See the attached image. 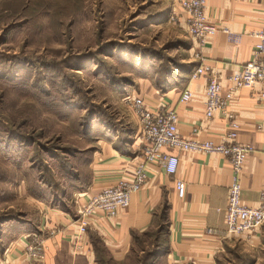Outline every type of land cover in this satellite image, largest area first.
I'll return each mask as SVG.
<instances>
[{
	"label": "crops",
	"instance_id": "crops-1",
	"mask_svg": "<svg viewBox=\"0 0 264 264\" xmlns=\"http://www.w3.org/2000/svg\"><path fill=\"white\" fill-rule=\"evenodd\" d=\"M112 3L134 22L137 36L150 37V42L142 39L143 45L149 43L148 47L157 50L155 56H146V49L136 56V64L148 67L149 74L140 72L133 83L111 97L113 103L107 110L92 115L85 135L80 137L83 147L68 152L64 161L56 156L44 161L55 170L54 178L46 170L35 191L26 187L27 179L23 180L26 183L22 182L20 195H26L33 209L24 212L22 220L0 226V264H29L24 250L33 233L45 238V264H102L98 259L100 245L110 261L124 263L133 249L135 234L152 228L165 209L169 224L165 264H264V224L244 235L224 233L233 170L229 160L217 153L165 147V153L180 158L175 175L167 174L160 165L148 164L146 187L132 195L119 218L93 219L85 233L79 232V208L121 178H131L142 158L145 143L131 99L141 97L151 105L166 100L178 113L181 135L223 141L230 131L228 123L220 114L206 118L207 78H193L192 72L201 64L209 65L220 78L223 93L228 92L229 77L252 58L259 41L256 33L264 26V0H207L208 21L228 27L239 41L230 40L224 32L204 41L190 36L187 14L176 0ZM165 44V53L155 62ZM186 88L193 97L182 102ZM232 107L239 123L237 141L251 147L241 174L242 202L258 206L264 197L262 88L236 92ZM179 178L187 184L184 198L177 192Z\"/></svg>",
	"mask_w": 264,
	"mask_h": 264
},
{
	"label": "rangeland",
	"instance_id": "rangeland-1",
	"mask_svg": "<svg viewBox=\"0 0 264 264\" xmlns=\"http://www.w3.org/2000/svg\"><path fill=\"white\" fill-rule=\"evenodd\" d=\"M129 20L112 0H0V226L31 209L20 195L23 180L35 191L46 170L54 178L44 161L83 147L92 115L107 110L140 72L149 74L136 56L157 50L143 45L150 37L137 36ZM166 224L158 215L124 263L105 253V264H153Z\"/></svg>",
	"mask_w": 264,
	"mask_h": 264
},
{
	"label": "built area",
	"instance_id": "built-area-1",
	"mask_svg": "<svg viewBox=\"0 0 264 264\" xmlns=\"http://www.w3.org/2000/svg\"><path fill=\"white\" fill-rule=\"evenodd\" d=\"M187 14L186 30L190 36L204 41L207 36L218 32L227 33L232 41L240 37L231 33L228 27H222L215 22H209L206 17L207 0H176ZM259 41L255 45L252 58L230 77L229 91L223 93L220 78L209 65L201 64L192 72V77L206 76L205 116L212 119L217 114L225 118L230 131L219 143L202 140L198 137L187 138L178 129L179 116L174 108L164 100L159 104H149L144 98H132V103L140 118V131L145 148L141 160L136 163L135 174L131 178H121L114 186L104 188L93 195L79 208L78 227L80 233H85L93 219L102 217L119 218L122 211L132 200V195L144 189L149 175L148 164L160 165L167 174L175 175L180 158L163 151L165 147L195 151L202 153H217L226 157L232 164L233 178L229 188V197L225 207L226 235H244L257 231L264 224V197L258 206H250L242 202L241 174L245 168L246 158L251 147L237 141L239 123L237 114L232 107V99L241 89H254L259 86L264 95V26L257 33ZM193 92L186 88L181 95L182 102H188ZM176 188L180 198L187 191L186 181L176 180ZM210 231H213L210 229ZM53 233V232H52ZM78 238V236L76 237ZM29 264H45V238L39 233L28 236L24 250Z\"/></svg>",
	"mask_w": 264,
	"mask_h": 264
},
{
	"label": "trees",
	"instance_id": "trees-1",
	"mask_svg": "<svg viewBox=\"0 0 264 264\" xmlns=\"http://www.w3.org/2000/svg\"><path fill=\"white\" fill-rule=\"evenodd\" d=\"M75 152V151H74ZM166 210V209H165ZM165 210L162 212L161 214V219L163 221V219L165 218V216L167 215V213L165 214ZM162 225L159 224L158 225V228L161 227ZM165 228H166V231H167V240H166V244L164 245V247L162 248V250H159L155 253V256H157L156 260L154 261L153 264H160L161 261H162V264H165V256L169 253L168 249H169V240H168V235H169V224H166L165 225ZM150 229H148L147 231H145L143 234H149L150 233ZM158 232H155L156 235H158ZM140 235L141 234H135L134 238H135V241H137L139 238H140ZM159 248V247H158ZM98 250H99V261L102 263V264H105L106 262H108V260L105 258L104 254L106 253V250L105 248H100V246L98 247Z\"/></svg>",
	"mask_w": 264,
	"mask_h": 264
}]
</instances>
